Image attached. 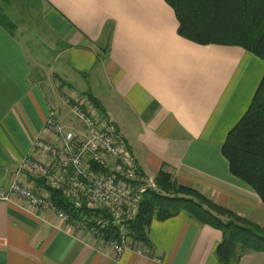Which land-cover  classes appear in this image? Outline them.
<instances>
[{
  "label": "crops",
  "instance_id": "0c3cea01",
  "mask_svg": "<svg viewBox=\"0 0 264 264\" xmlns=\"http://www.w3.org/2000/svg\"><path fill=\"white\" fill-rule=\"evenodd\" d=\"M22 1L41 9L50 77L32 62L12 20V3ZM0 10L16 25L11 34L0 24V193L15 180L47 192L20 167L28 156L50 163L33 143L59 144L44 130L51 108L63 125L77 124L61 101L68 89L89 115L114 124L146 177L169 173L264 226V203L231 174L222 153L263 81L262 59L181 37L166 0H6ZM149 238V246L135 244L120 257L89 230L26 201L0 200V264H219L222 233L186 214L154 221ZM238 264H264V253H247Z\"/></svg>",
  "mask_w": 264,
  "mask_h": 264
},
{
  "label": "trees",
  "instance_id": "16d2710c",
  "mask_svg": "<svg viewBox=\"0 0 264 264\" xmlns=\"http://www.w3.org/2000/svg\"><path fill=\"white\" fill-rule=\"evenodd\" d=\"M166 2L175 12L181 37L202 46H238L264 61V0ZM0 24L11 34L16 32V25L1 10ZM91 101L99 107L94 99ZM222 153L231 174L264 203V78L248 112L228 134ZM154 180L158 190L144 193L134 221L121 225L110 221L99 230L106 242L122 244L130 239L134 244L149 246V230L154 221L164 222L186 214L222 233L216 249L219 264H238L247 253H264V226L218 205L197 190L178 184L169 173L160 172ZM37 184L45 186L42 180ZM45 188L52 202L76 221L101 215L87 208L78 210L62 192Z\"/></svg>",
  "mask_w": 264,
  "mask_h": 264
},
{
  "label": "built area",
  "instance_id": "2783aa9c",
  "mask_svg": "<svg viewBox=\"0 0 264 264\" xmlns=\"http://www.w3.org/2000/svg\"><path fill=\"white\" fill-rule=\"evenodd\" d=\"M74 103L68 100L65 106L78 125H63L55 108H51L44 125V130L53 134L59 144L46 142L41 137L33 143L34 149L50 158V163L28 156L22 162L20 173L28 170L48 188L61 191L76 209L87 208L101 215L76 221L52 202L49 192L41 193L22 185L19 180H15L7 192L0 193V200L19 199L38 210L53 213L62 222L89 230L121 257L132 244L126 243V239L122 244L106 242L99 230L107 227L110 221L117 225L134 221L144 193L149 189L158 190V187L154 178L142 172L114 124L89 115L85 108Z\"/></svg>",
  "mask_w": 264,
  "mask_h": 264
},
{
  "label": "rangeland",
  "instance_id": "374dc122",
  "mask_svg": "<svg viewBox=\"0 0 264 264\" xmlns=\"http://www.w3.org/2000/svg\"><path fill=\"white\" fill-rule=\"evenodd\" d=\"M25 4L26 3L24 1L12 3V20L17 23L18 26L22 27V32L26 35V39H24V41L26 40L25 42H28V50L32 62L39 60L41 69L45 72L48 77H50L51 65H46L47 63L44 62V59H47V57L49 56L45 54L41 45V41H45L47 39V36L43 33L45 31L46 26L43 23L41 9L37 6H34L35 4ZM58 86L61 90H63L64 85L62 83L59 82ZM67 91L68 89H65L63 90V94L61 93L62 103L65 105V102L70 100L71 103L75 102L74 104H80L82 108H84V105L81 104L79 101L72 99V96H69ZM76 125H78V123ZM95 170H97L96 167ZM126 243H131L132 246L135 245L130 239H126Z\"/></svg>",
  "mask_w": 264,
  "mask_h": 264
},
{
  "label": "water",
  "instance_id": "95a60500",
  "mask_svg": "<svg viewBox=\"0 0 264 264\" xmlns=\"http://www.w3.org/2000/svg\"><path fill=\"white\" fill-rule=\"evenodd\" d=\"M43 47L46 49V51H48V53L52 56H56L58 55V53L56 51H54L53 49H51L50 47H48L46 44H43Z\"/></svg>",
  "mask_w": 264,
  "mask_h": 264
}]
</instances>
